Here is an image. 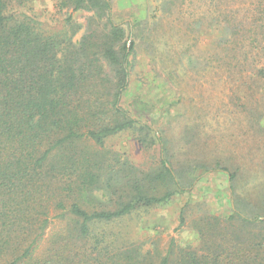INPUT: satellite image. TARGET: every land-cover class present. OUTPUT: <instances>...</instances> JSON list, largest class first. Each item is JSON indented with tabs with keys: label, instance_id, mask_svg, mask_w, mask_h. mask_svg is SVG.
Returning a JSON list of instances; mask_svg holds the SVG:
<instances>
[{
	"label": "trees",
	"instance_id": "16d2710c",
	"mask_svg": "<svg viewBox=\"0 0 264 264\" xmlns=\"http://www.w3.org/2000/svg\"><path fill=\"white\" fill-rule=\"evenodd\" d=\"M35 1L0 0V264H264V218L234 210L202 217L195 244L173 238L161 250L119 241L117 223L189 190L164 162L140 171L105 150L119 133L152 132L138 118L153 114L138 98L124 105L135 69L111 2L51 0L70 13V31L47 33L27 12ZM253 6L256 19L226 17L218 43H264V0ZM79 11L94 15L75 42ZM187 20L199 30L205 17ZM252 226L259 234L247 232Z\"/></svg>",
	"mask_w": 264,
	"mask_h": 264
},
{
	"label": "rangeland",
	"instance_id": "374dc122",
	"mask_svg": "<svg viewBox=\"0 0 264 264\" xmlns=\"http://www.w3.org/2000/svg\"><path fill=\"white\" fill-rule=\"evenodd\" d=\"M107 1L112 21L125 29L122 44L135 69L124 105L138 98L153 114L138 118L152 132L119 133L106 140L105 150L140 171L164 162L189 190L167 205L134 212L113 226L116 237L165 250L173 238L195 244L202 217L226 219L234 210L263 219L264 43H218L230 13L238 20L256 19L255 0H187L170 9L163 8V0ZM27 12L47 33L70 31L65 22L70 13L59 12L51 0H36ZM93 15L73 13L75 42ZM191 17H205L199 30L188 27ZM187 204L186 225L177 229ZM248 230L260 232L255 226Z\"/></svg>",
	"mask_w": 264,
	"mask_h": 264
}]
</instances>
